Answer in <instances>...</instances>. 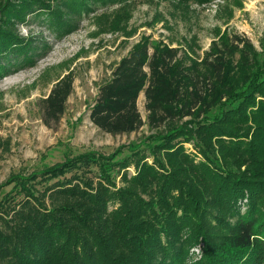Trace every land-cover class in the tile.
Returning a JSON list of instances; mask_svg holds the SVG:
<instances>
[{
	"label": "trees",
	"instance_id": "16d2710c",
	"mask_svg": "<svg viewBox=\"0 0 264 264\" xmlns=\"http://www.w3.org/2000/svg\"><path fill=\"white\" fill-rule=\"evenodd\" d=\"M36 1L0 0V75L30 47L12 27ZM252 56L246 42H229L186 64L177 47L137 41L98 85L88 118L110 134L135 131L142 92L147 125H171L146 137L153 143L10 174L0 210L12 192L21 198L16 226L0 230L6 264H264V57ZM73 81L64 74L40 100L45 125L64 113ZM190 246L201 255L186 263Z\"/></svg>",
	"mask_w": 264,
	"mask_h": 264
},
{
	"label": "rangeland",
	"instance_id": "374dc122",
	"mask_svg": "<svg viewBox=\"0 0 264 264\" xmlns=\"http://www.w3.org/2000/svg\"><path fill=\"white\" fill-rule=\"evenodd\" d=\"M78 1L84 6L80 7ZM12 30L30 42V47L23 48L14 57L11 70L0 75V183L12 173H29L88 150L108 154L119 145L143 139L153 143L146 137L165 132L171 123L158 129L147 125L142 92L137 105L145 123L135 131L110 134L88 118V105L115 63L142 37L148 38L151 47L157 43L177 47L186 64L189 59L200 61L205 51L223 48L229 42L240 47L246 42L252 59L261 62L264 0H211L202 4L124 0L110 5L92 0H44L36 1ZM26 57L30 62H23ZM231 58L236 62L239 52L235 51ZM69 72L74 81L65 111L45 125L39 102ZM216 112L213 109L208 115ZM185 146L192 149L191 144ZM128 171L133 173L131 167ZM10 188L0 189V200ZM11 196L10 208L0 210L1 231L16 226L17 216L11 210L17 207L13 205L21 195L12 192ZM246 206L239 203L241 213ZM200 255L199 246H190L186 263ZM6 261L0 256V264Z\"/></svg>",
	"mask_w": 264,
	"mask_h": 264
}]
</instances>
